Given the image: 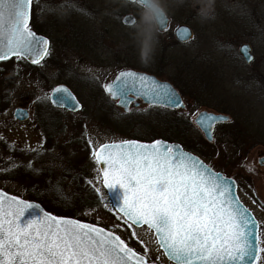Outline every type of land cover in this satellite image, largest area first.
I'll return each mask as SVG.
<instances>
[{"label":"rangeland","instance_id":"obj_1","mask_svg":"<svg viewBox=\"0 0 264 264\" xmlns=\"http://www.w3.org/2000/svg\"><path fill=\"white\" fill-rule=\"evenodd\" d=\"M200 7L193 6V0L183 4L169 0L170 28L159 32L157 54L146 65L132 40L135 26L121 22L126 13L139 19L137 5L114 0H34L32 14L52 42L51 58L33 66L19 60L8 77L14 78L13 83L4 85L6 90L0 88V108L6 105L0 114V142L8 145H0L4 166L0 188L38 201L58 216L111 230L137 252L144 253L147 247V255L158 264L173 263L158 249L152 230L133 225L138 235L132 236L133 229L119 219L101 173L96 180L99 167L93 149L105 142L152 141L176 134L168 140L233 177L245 195L247 187L264 188V166L257 165L264 156V0H215L212 18L207 20L198 16ZM182 23L192 25L195 38L177 45L173 31ZM168 42L172 46L166 52ZM243 43L253 47L251 63L239 53ZM126 67L173 82L185 98V110L149 106L123 113L108 99L103 85ZM61 83L83 103L80 112L55 110L49 100L41 99ZM21 105L30 109L29 121L14 118V109ZM202 110L232 118L222 131H215L211 142L193 121ZM176 116L187 119L179 129L173 124ZM16 148L21 149L19 156ZM88 180L101 187L103 201Z\"/></svg>","mask_w":264,"mask_h":264},{"label":"snow or ice","instance_id":"obj_2","mask_svg":"<svg viewBox=\"0 0 264 264\" xmlns=\"http://www.w3.org/2000/svg\"><path fill=\"white\" fill-rule=\"evenodd\" d=\"M32 4L33 0H0V61L15 57L39 65L50 55L49 41L30 27ZM103 87L125 108L133 96L144 97L150 105L183 107L171 85L135 71H121ZM41 99L79 108L63 86ZM224 119L202 113L198 123L211 139L215 123ZM92 156L103 165L96 169V180L102 173L119 219L133 229L131 235H138L133 225L154 230L158 249L174 264H264L261 224L237 196L235 181L179 145L129 140L103 144ZM87 183L103 201L101 187L92 180ZM148 251L145 247L144 253H137L111 230L54 216L39 204L0 190V264H149Z\"/></svg>","mask_w":264,"mask_h":264},{"label":"clouds","instance_id":"obj_3","mask_svg":"<svg viewBox=\"0 0 264 264\" xmlns=\"http://www.w3.org/2000/svg\"><path fill=\"white\" fill-rule=\"evenodd\" d=\"M183 4L186 0H176ZM201 7L198 16L202 20L212 18L215 0H193V6ZM139 19L134 27L132 40L137 46L142 63L150 64L158 51L160 26L169 15V0H137Z\"/></svg>","mask_w":264,"mask_h":264},{"label":"water","instance_id":"obj_4","mask_svg":"<svg viewBox=\"0 0 264 264\" xmlns=\"http://www.w3.org/2000/svg\"><path fill=\"white\" fill-rule=\"evenodd\" d=\"M127 1H131L132 2V0H127ZM132 20H135V17L134 16H132V15H125L124 16V18H123V23L124 24H129V25H132V23H131V21ZM168 23H169V18H167L166 19V21L160 26V31H163V30H165L167 27H168ZM184 29H187V32H184ZM36 33V32H35ZM37 34V33H36ZM38 36H42V37H44L45 39H47L48 41H49V39L47 38V37H45V36H43V35H40V34H37ZM175 35H176V38L178 39V40H180V41H188L189 39H191L192 37H193V31H192V29L188 26V25H180L176 30H175ZM49 46H50V41H49ZM245 46H247V52H245L244 51V49H245ZM239 52H240V54L244 57V59H245V61L247 62V63H251V61L253 60H251V61H249L248 59H247V57L248 56H251V57H253L254 58V55H253V53H252V46H251V44L250 43H244V44H242L241 46H240V48H239ZM28 61V60H27ZM28 62H30V61H28ZM31 63V62H30ZM124 71H135V72H138V73H142V74H146V75H149V76H151V77H153V78H155L156 80H158L155 76H153V75H150V74H148V73H145V72H140V71H136V70H133V69H127V70H124ZM115 80V79H114ZM159 82H161V83H167V84H169V85H171L172 86V88H174V86L170 83V82H167V81H160V80H158ZM61 86H63V87H66L71 93H72V95L76 98V96H75V94L72 92V90L68 87V86H66V85H64V84H59V85H57V86H55L54 88H56V87H61ZM53 88V89H54ZM53 89H52V91H53ZM174 90L177 92V94L180 96V98L182 99V97H181V95L179 94V92L174 88ZM52 91H51V93H50V96H51V94H52ZM140 98H142L146 103H148L147 101H146V99L144 98V97H140ZM76 101L79 103V108H77L76 110H72V109H70V108H68V107H63V108H66V109H68V110H71V111H78L81 107H82V104L79 102V100L76 98ZM182 101H183V99H182ZM119 105H121L120 104V102H119ZM59 107V106H58ZM179 109H184L185 108V102L183 101V107H178ZM21 111H23V112H25L26 113V116H24V115H18V112H21ZM202 113H208L209 115H215V116H222V117H225L226 119H224V120H222V121H217L216 123H218V122H225V121H228L229 119H230V117H229V115H226V114H222V113H215V112H209V111H207V110H203V111H201V112H199L198 113V115L195 117V119H194V122L197 124V126L202 130V132L204 133V136H205V138L207 139V140H209V141H212L213 140V130H212V138L211 139H209V136H208V134H207V132L205 131V129H204V127L200 124V123H198V118H199V115L200 114H202ZM14 116L17 118V119H19V120H21V121H24V120H27L28 118H29V113H28V111L26 110V109H24V108H21V107H19V108H17L15 111H14ZM215 123V124H216ZM213 129H214V127H213ZM160 141H163V142H165V143H168V144H175V145H179L185 152H188V153H190L191 155H193V156H195V157H197V158H199L201 161H203L198 155H196V154H194V153H192V152H189V151H187V150H185L184 148H183V146L180 144V143H178V142H168V141H165V140H162V139H159ZM138 142H140V141H138ZM140 143H143V142H140ZM152 143H154V142H152ZM152 143H143V144H152ZM100 148V147H99ZM98 148V149H99ZM97 149V150H98ZM262 160H264V158L262 159ZM204 162V161H203ZM204 164L205 165H207V166H209L208 164H206L205 162H204ZM99 167L100 168H102L103 167V165H99ZM209 167H211V166H209ZM212 168V167H211ZM213 169V168H212ZM214 171V170H213ZM216 172V171H215ZM218 173H221V172H218ZM102 174V173H101ZM222 175H224L223 173H221ZM226 177V176H225ZM227 178H229V179H231V180H234L233 178H230V177H227ZM235 181V180H234ZM235 184H236V186H237V183H236V181H235ZM107 189V188H106ZM0 190H2V191H4L3 189H0ZM107 191H108V189H107ZM122 191V190H121ZM4 192H6V191H4ZM6 193H8V192H6ZM109 193V192H108ZM236 194H237V191H236ZM8 195L9 196H15V197H17V198H19V199H23V198H21V197H19V196H16V195H13V194H10V193H8ZM110 195V194H109ZM110 198H111V195H110ZM23 200H26V199H23ZM111 200H112V198H111ZM26 201H28V202H30V203H36V204H39L46 212H49V211H47L40 203H38V202H36V201H30V200H26ZM112 202H113V204H114V201L112 200ZM122 203V202H121ZM116 209H117V211L119 212V208L118 207H115ZM49 213H51L52 215H54V216H57V217H64V218H70V219H76V218H72V217H66V216H58V215H56V214H54V213H52V212H49ZM78 220V219H77ZM79 221H81V220H79ZM81 222H84V223H89V222H85V221H81ZM92 224V223H91ZM94 225H96V224H94ZM96 226H99V225H96ZM137 226V225H136ZM140 226H142V225H140ZM99 227H101V226H99ZM104 228V227H103ZM106 229V228H105ZM106 230H108V229H106ZM116 234V233H115ZM117 235V234H116ZM129 246V245H128ZM130 247V246H129ZM132 248V247H131ZM149 264H152L151 262H149Z\"/></svg>","mask_w":264,"mask_h":264},{"label":"flooded vegetation","instance_id":"obj_5","mask_svg":"<svg viewBox=\"0 0 264 264\" xmlns=\"http://www.w3.org/2000/svg\"><path fill=\"white\" fill-rule=\"evenodd\" d=\"M121 21H122V18H121ZM137 21L138 20L136 18V23H137ZM170 21H171V17H170ZM186 24H188L192 28V30L194 31V29H193V27H192L191 24H189V23H186ZM168 30H166V31H168ZM173 38H174V40H175V42H176L177 45H186V44H188L190 42V41H188V42H181V41L177 40L176 37H175V32L174 31H173ZM194 38H195V31H194V37H193V39ZM171 46L172 45L169 42H168V44L165 45V47L167 48L166 49V52L170 49ZM128 68H131V67H126L124 69H128ZM124 69H121V70H124ZM121 70H119L118 72H120ZM140 71L153 74V75H155L160 80H167V79L162 78V76H160L157 73H152V72L144 71V70H140ZM161 72H164V69L163 68L161 69ZM117 73L115 74V76L117 75ZM115 76L113 78H110L108 80V82H110L111 80H113L115 78ZM104 92L108 96V99L110 101H112L120 110H122L123 113H131L134 110H140V109H144L146 107H149V105H146L141 99L133 98L132 99L133 100V103L129 106L128 110H125V107L119 106V104H118L119 103V100L118 99L117 100H114V99L111 98V96L109 94L106 93V91H104ZM21 106L28 108L27 106H24V105H21ZM223 124H226V123H219V124H217L215 126V128H214V133L217 130L218 131H220V130L222 131L223 130V126H224ZM51 130H52V128H51ZM261 161H262V159H261V157H259L258 160H257V163H258L257 165L259 167L260 166L261 167L264 166V163H261ZM247 188H248V192H247V195H245L244 192H243V190H242V188H241V186H239V185L237 186V191H238L239 199L241 200V202L246 207H248L252 211V213L254 214V216L257 219V221L261 224L260 236H261V239L264 240V188L257 187V186L247 187ZM253 201H255V203H253Z\"/></svg>","mask_w":264,"mask_h":264},{"label":"trees","instance_id":"obj_6","mask_svg":"<svg viewBox=\"0 0 264 264\" xmlns=\"http://www.w3.org/2000/svg\"><path fill=\"white\" fill-rule=\"evenodd\" d=\"M37 19L38 18H36L35 20H34V26H33V28L36 30V31H38L39 33H43L44 34V32L42 31V30H40L41 29V26H40V24L38 23V21H37ZM50 58H51V54L50 55H48L47 56V58L45 59V61H48L49 62V60H50ZM6 62L7 63H9L8 65H7V67L5 66L6 65ZM19 60H17L16 58H13V59H11V60H9V61H5V62H0V80H1V84H2V86H0V88L1 87H4V85H7L8 87H9V85L11 84V83H13V81H14V78H13V80L12 79H9L8 77L10 76V74H11V72L10 71H12L13 70V68H18L19 67ZM26 65H29V66H33V64H30V63H28V62H26ZM4 67H6V68H4ZM12 78V77H11ZM8 87H4L2 90H6V89H8ZM1 97H0V106H2V102H1ZM6 107V105L4 106V107H2V108H0V114L2 113V112H4V108ZM174 121H175V123H173L174 125H175V128H177V129H179V127H180V124L182 123V122H186L187 121V119H181L180 117H178V116H176L174 119H173ZM173 124H171V126L173 127ZM163 136V135H162ZM176 134L175 135H172V136H163V137H165V138H168V139H173V138H176ZM175 140V139H174ZM4 142V141H3ZM1 144L0 145H2V146H8V145H6L5 143H2V142H0ZM9 149V148H8ZM12 150H14V147H12L11 148ZM21 150V149H20ZM18 148H16L15 149V153L16 152H18L19 154H18V156L20 155V151ZM0 167H4L3 166V161H2V159H0ZM50 175V174H49Z\"/></svg>","mask_w":264,"mask_h":264}]
</instances>
